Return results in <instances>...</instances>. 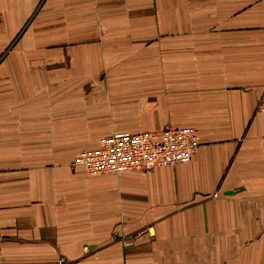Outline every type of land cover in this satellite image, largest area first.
Returning a JSON list of instances; mask_svg holds the SVG:
<instances>
[{
  "label": "crops",
  "instance_id": "0c3cea01",
  "mask_svg": "<svg viewBox=\"0 0 264 264\" xmlns=\"http://www.w3.org/2000/svg\"><path fill=\"white\" fill-rule=\"evenodd\" d=\"M263 89L264 0H0V264H264ZM167 126L189 162L71 163Z\"/></svg>",
  "mask_w": 264,
  "mask_h": 264
},
{
  "label": "built area",
  "instance_id": "2783aa9c",
  "mask_svg": "<svg viewBox=\"0 0 264 264\" xmlns=\"http://www.w3.org/2000/svg\"><path fill=\"white\" fill-rule=\"evenodd\" d=\"M256 111H264V89L257 99ZM200 146L197 129L167 126L161 130L135 133H110L93 148L79 151L73 166H82L87 174H118L131 170H150L189 162ZM149 237L152 228L146 229Z\"/></svg>",
  "mask_w": 264,
  "mask_h": 264
}]
</instances>
